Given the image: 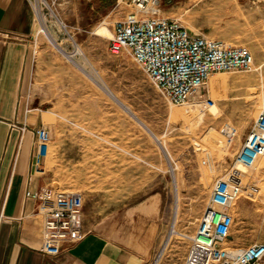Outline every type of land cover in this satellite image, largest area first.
Returning a JSON list of instances; mask_svg holds the SVG:
<instances>
[{
    "label": "rangeland",
    "instance_id": "rangeland-1",
    "mask_svg": "<svg viewBox=\"0 0 264 264\" xmlns=\"http://www.w3.org/2000/svg\"><path fill=\"white\" fill-rule=\"evenodd\" d=\"M111 4L36 0L35 38L62 57L65 83H74L65 84L62 108L31 107L51 134L44 166L51 186L107 206L162 193L159 229L144 245L152 250L147 264H182L215 183L235 174L244 190L231 210L228 245L264 243V157L259 170L235 159L264 109V0H161L163 17L247 47L255 58L252 71L215 75L182 105L170 104L127 51H109L114 24L135 12ZM108 103L129 109L112 116L102 109ZM227 125L237 129L230 144L222 132Z\"/></svg>",
    "mask_w": 264,
    "mask_h": 264
},
{
    "label": "crops",
    "instance_id": "crops-1",
    "mask_svg": "<svg viewBox=\"0 0 264 264\" xmlns=\"http://www.w3.org/2000/svg\"><path fill=\"white\" fill-rule=\"evenodd\" d=\"M31 2L0 0V264H147L152 250L144 245L159 229L165 205L160 192L108 206L85 194V239L62 245L56 256L41 251L44 218L29 196L51 187L52 178L34 169L35 129L45 126L44 117L25 109H58L68 91L62 57L35 38L39 27ZM102 107L112 116L129 109L122 103Z\"/></svg>",
    "mask_w": 264,
    "mask_h": 264
},
{
    "label": "built area",
    "instance_id": "built-area-1",
    "mask_svg": "<svg viewBox=\"0 0 264 264\" xmlns=\"http://www.w3.org/2000/svg\"><path fill=\"white\" fill-rule=\"evenodd\" d=\"M31 3L35 11L36 0ZM116 3L133 8L135 12L114 24L109 51L112 54L127 51L172 105L189 101L215 75L250 72L254 68L255 58L249 48L231 46L222 40L196 34L179 20L163 17L161 0H116ZM32 111L28 106L25 109L26 115ZM222 132L229 144L237 135V129L228 125ZM35 133L34 169L43 173L52 138L44 126L36 128ZM262 157L264 109L235 159L238 166L252 169ZM243 190V182L235 174L215 183L198 228L189 237V248L182 264H264V243L246 247L228 245L234 226L231 210ZM29 198L38 202V211L44 218L41 229L43 253L56 256L62 245H75L85 239L80 195L51 186Z\"/></svg>",
    "mask_w": 264,
    "mask_h": 264
},
{
    "label": "bare ground",
    "instance_id": "bare-ground-1",
    "mask_svg": "<svg viewBox=\"0 0 264 264\" xmlns=\"http://www.w3.org/2000/svg\"><path fill=\"white\" fill-rule=\"evenodd\" d=\"M38 9V7H37V5H36V9H35V11H36V14H38L40 11L39 10H37ZM40 31H42V32H44V33H46V30H44V29H40ZM64 53V52H63ZM262 159V158H261ZM260 159V160H261ZM263 161V160H262ZM261 161V162H262ZM262 163L260 164V161H258L257 163H256V165L254 166V168L257 170H259V168H261L262 167ZM235 206V205H234Z\"/></svg>",
    "mask_w": 264,
    "mask_h": 264
}]
</instances>
